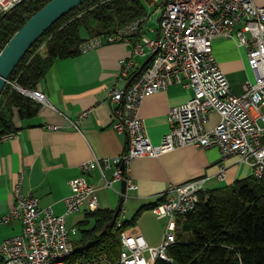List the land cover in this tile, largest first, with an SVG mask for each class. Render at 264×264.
<instances>
[{"label":"built area","instance_id":"built-area-1","mask_svg":"<svg viewBox=\"0 0 264 264\" xmlns=\"http://www.w3.org/2000/svg\"><path fill=\"white\" fill-rule=\"evenodd\" d=\"M24 0H0V17L10 13ZM158 6L157 38L143 33L149 17L143 16L117 28L112 33L95 35L80 46L81 53L106 44L126 43L133 48V57L123 63V75L130 78L137 66L136 57L152 55V61L130 86L113 88L108 99L113 110V127L129 137L128 149L121 156L97 158L82 164L83 176L73 179L72 193L66 199L65 214L57 215L51 207L42 208L38 197L24 192V177L20 176L13 192L15 205L1 221L10 224L20 221L23 233L4 241L0 248V264H156L165 260L173 264L168 250L177 242V218L196 210L200 196L206 190L208 177H200L166 192L167 201L155 208L160 218L170 219L162 244L151 247L141 235H121L119 259L114 262L107 254L91 259L73 261L75 247L72 235L78 232L69 227L68 216L100 210L98 190L85 175L96 169L115 168L114 180H126L129 189L138 186L127 176L128 167L138 158H159L161 155L195 146L220 148L224 158L239 157L249 163L254 177L264 179V3L260 0H148ZM220 38L234 39L248 52L254 79L244 84V93L232 92L229 79L216 59L214 42ZM14 89L31 99L54 108L47 94L39 89H27L9 81ZM173 84L194 91L187 103L172 108L169 113L170 132L156 146L149 138L140 110L145 99ZM213 114L220 121L208 125ZM90 115L84 111L71 121L80 130ZM57 126L52 127L57 130ZM15 134H0V142ZM220 178H224L223 174ZM126 212H122V218ZM125 222L120 220L118 227ZM148 254L152 261L148 260Z\"/></svg>","mask_w":264,"mask_h":264},{"label":"crops","instance_id":"crops-1","mask_svg":"<svg viewBox=\"0 0 264 264\" xmlns=\"http://www.w3.org/2000/svg\"><path fill=\"white\" fill-rule=\"evenodd\" d=\"M156 13L159 15L158 9L154 14L147 11L143 15L149 17L143 26V33L149 38H157L160 33L159 20L157 25L152 21ZM86 30L88 32L82 34L85 40L98 32L95 25ZM41 52L45 55L46 48L43 47ZM214 53L229 79L232 92L241 96L244 84L251 77L247 50L239 47L234 39L220 38L214 42ZM132 54L131 45L115 43L57 60L38 87L47 94L54 108L38 102L40 108L34 117L22 119L19 114L14 117L18 131L12 133L15 134L13 138L0 142V248L5 240L23 233L20 221L1 222L15 205L13 192L20 176L24 177L25 194L38 197L42 208L51 207L55 214L62 215L67 210L66 199L72 193L70 182L84 175L82 164L95 157L121 156L128 149L129 137L119 134L113 127V110L108 95L113 88L128 87L132 77L152 58L150 53L136 57L137 66L131 70L130 78H126L123 63L131 59ZM193 97V90L173 84L145 99L140 117L154 145L159 146L170 132L171 109ZM88 110L90 115L77 130L71 121ZM219 121V114H213L208 127H215ZM54 126L58 127L57 130L52 129ZM115 170L116 167L105 171L96 169L85 175L98 190L99 211L116 213L124 198L115 226L119 228L120 220L126 222L137 217L136 224L124 232L143 236L151 247L162 244L170 222L168 218H160L153 206L167 201L165 194L172 185L208 177L207 187L214 190L254 176L253 167L239 157L224 158L218 147L202 149L195 146L178 148L159 158L135 159L128 167L127 176L138 186L137 189H129L126 180H114L112 186L107 187V180L113 181ZM123 211L126 212L124 219ZM90 214L83 209L68 216L69 227L78 229L72 235L74 247L78 245L75 251L87 247L80 241L82 229L89 230L95 225Z\"/></svg>","mask_w":264,"mask_h":264},{"label":"trees","instance_id":"trees-1","mask_svg":"<svg viewBox=\"0 0 264 264\" xmlns=\"http://www.w3.org/2000/svg\"><path fill=\"white\" fill-rule=\"evenodd\" d=\"M52 0H24L10 13L0 17V54L12 37L37 12ZM146 0H89L54 24L28 51L12 76L11 82L27 89H38L57 60L81 54L86 41L82 28L97 26L96 35L141 18L147 12ZM95 36V35H94ZM46 48V54L41 49ZM149 66V65H148ZM147 66V67H148ZM40 104L7 84L0 98V134L18 131L14 117H34ZM157 205H154L155 208ZM150 207V206H149ZM140 214V213H139ZM92 229L81 231L80 243L87 246L75 251L73 261L107 254L117 262L121 235L136 224L137 217L123 228L106 227L115 212L98 211ZM177 242L168 250L173 264H264V179L254 176L205 191L195 211L178 220ZM156 264H171L158 260Z\"/></svg>","mask_w":264,"mask_h":264},{"label":"water","instance_id":"water-1","mask_svg":"<svg viewBox=\"0 0 264 264\" xmlns=\"http://www.w3.org/2000/svg\"><path fill=\"white\" fill-rule=\"evenodd\" d=\"M89 0H52L37 12L28 22L12 37L0 54V98L10 77L22 59L33 45L59 20ZM152 58L129 81L128 86L141 74ZM123 194L126 193L124 182ZM124 198L121 200L112 222L106 231L115 226L119 213L123 207Z\"/></svg>","mask_w":264,"mask_h":264},{"label":"rangeland","instance_id":"rangeland-1","mask_svg":"<svg viewBox=\"0 0 264 264\" xmlns=\"http://www.w3.org/2000/svg\"><path fill=\"white\" fill-rule=\"evenodd\" d=\"M260 2H261V3H264V0H260ZM145 3H146L147 11H149V13L154 14V13L157 11V9H158V6H157V5L151 3V2L148 1V0H146ZM159 16H160V14L158 15L157 13L154 15L153 20H152V21L154 22V25H157V21L159 20ZM87 32H88V30H86V28L83 27V28H82V34H83V33H87ZM252 79H254V74H253V72L251 71V77L249 78V80H252ZM249 80H248V81H249ZM263 111H264V109H263ZM205 190H206V191H207V190L209 191V188L206 187ZM75 248H76V249L78 248V245H77V244H75ZM147 257H148V260H149V261H152V260H153V259H152V256H151L150 254H148Z\"/></svg>","mask_w":264,"mask_h":264}]
</instances>
